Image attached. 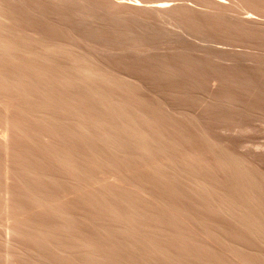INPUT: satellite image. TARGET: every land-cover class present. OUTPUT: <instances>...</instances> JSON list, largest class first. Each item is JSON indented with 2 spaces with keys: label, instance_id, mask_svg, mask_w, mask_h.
Masks as SVG:
<instances>
[{
  "label": "bare ground",
  "instance_id": "obj_1",
  "mask_svg": "<svg viewBox=\"0 0 264 264\" xmlns=\"http://www.w3.org/2000/svg\"><path fill=\"white\" fill-rule=\"evenodd\" d=\"M173 1L149 2L152 3L150 8L159 12L156 16L158 24L174 36L182 32L169 26L177 27V24L164 14L176 7ZM209 1L202 12L221 16L249 35L243 43L229 38L215 40L230 41L214 42L230 46L231 49L225 51L231 55L240 53L242 62L260 66L264 76V0H244L242 3L235 0ZM8 3L9 0H0V212L3 213L0 217L4 221H0L3 225L0 229V264H179L183 247L180 254L178 250L181 248L177 250L175 246H191L196 242L192 240L189 243L190 233H186L187 236L185 231L181 232L183 238L179 236L180 219L188 222L187 227L196 236L204 232L211 246L213 241L216 243L212 248L218 255L215 253L214 259L211 257L213 264H222L220 260L224 264H264V142L254 151L258 157L253 156V151L245 150L237 161L232 143L218 146L209 136L214 151L205 148L204 144H201L204 148L190 145L188 140L191 141L193 134L190 130L191 133L185 134L189 125L193 126L189 123L184 122L188 124V128L183 130L185 133L182 132L185 135L179 132L178 138L169 136L178 131L174 129L177 132L170 133L167 130L170 133L167 134L165 121L162 122L160 115L190 116L191 112L186 111L189 108L173 105L161 95L151 96L142 82H136L138 88L133 90L136 99H127L124 89L132 95L128 90L134 87L135 81L128 89L120 68L114 78L107 71L97 70L98 66L89 67L86 55L78 48L75 51V46L72 49L68 47L70 44L65 46L58 44L57 40L53 42L55 37L51 39L52 36L45 37L51 39L50 42L41 35H28V31L26 36L23 29L18 30L19 22H15L18 29L14 28L13 4ZM127 4L137 6L139 3ZM253 38H258L262 45L255 46ZM30 41L39 44H30ZM74 42L77 43L76 40ZM150 47L149 55L155 53L158 56L166 49ZM215 48L223 51L217 45ZM226 60L235 61L233 56ZM91 78L108 81V85L112 80L118 88L109 91L101 84L107 85L106 82L95 83L96 80ZM122 79L127 84L124 85ZM116 86L111 87L110 84L111 89ZM179 119L175 121L179 122ZM196 120L193 124L201 134L210 135L205 121ZM202 137L205 138L203 143L207 142V138ZM90 140L95 146L93 144L92 147ZM200 142L202 140L197 143ZM101 146L106 147L105 151L112 150L116 159L124 155L132 158V168L122 169L125 165H121V168L109 169L111 161L119 158L108 160L104 152L101 156ZM105 164L109 166L106 172ZM109 178L115 181L116 186L120 182H125V185L131 182V187L136 185L140 188L136 191H143L144 197L141 198H145V203L143 200L142 203L146 204L145 216L149 220L144 218L147 221L139 224L137 221L141 219L135 222L136 218L132 221L125 214L126 218L122 214L125 210L120 204H114L116 200H111L110 195L105 202L103 196L107 195L102 194V185ZM140 178H143V183L138 181ZM128 187L131 189L130 185ZM136 191L134 188L129 194ZM115 197L120 198V195ZM107 201L113 209L109 210L114 212L111 214L116 213L119 219L113 224L112 220L104 223L105 219L102 221L100 217V209L104 206L101 204H107ZM117 201L119 203L120 200ZM87 202L91 211L87 209ZM130 207L127 208L129 211L135 208ZM140 207L143 206L140 205L137 211ZM199 208L206 211L202 213ZM109 212L107 210L106 213ZM156 217L158 222L153 220ZM166 218H171L169 223ZM194 224L201 230L200 227L194 228ZM201 246L204 244L200 249ZM208 251L206 248L205 252ZM197 254L194 253L195 256ZM183 259L186 260L185 257ZM204 264L207 263L204 261Z\"/></svg>",
  "mask_w": 264,
  "mask_h": 264
},
{
  "label": "rangeland",
  "instance_id": "obj_2",
  "mask_svg": "<svg viewBox=\"0 0 264 264\" xmlns=\"http://www.w3.org/2000/svg\"><path fill=\"white\" fill-rule=\"evenodd\" d=\"M9 1H10V3H8L9 5L13 4L12 5L13 7L11 6V8L13 10L12 13L15 15L13 16L16 19V20L14 19V24L15 22H19L18 24H20V25L17 24L19 29L16 26V24L14 25V28L17 27L16 29L18 30L23 29L25 31L24 32L25 35H26V31H28L29 33V34L27 33L28 35H31L33 33L32 35H41L43 36V38L45 37L51 38L52 36L51 39L55 37L53 42H56L57 40V43L60 42L61 44H65V46H68L70 44L68 47L71 48L75 46L74 47L75 49L74 48L72 49L76 51L78 48V50L82 52L83 55H86L85 60L86 62H90V64L88 63L89 67L91 66L92 68H97L98 66L97 70H99L100 72L102 71V73L104 72L106 73L107 71V74H110L113 77L116 74V71H119L118 68H120L121 70L120 72L123 73V75H125L123 76V79L125 77L127 78V79L125 78L124 80L128 82L129 86L123 79L122 82L124 83V85L127 84L126 87L128 89L130 88V86L134 85L133 83L131 84V82L135 81L134 87L128 90V93H131L132 95L127 94L126 92L127 89L126 88L124 89L125 93L123 92V94L124 96L127 97V99H136L135 97L136 95L133 94L134 92L133 90L134 88H138V84L142 82L143 85L146 86V88H144L145 91H147V93L149 92L151 96L157 97L158 95H161V97L163 96L164 98L170 100V103L172 104L175 103L176 105L179 104V106H181L182 108L184 106L187 109L189 108L186 111L191 112L190 116H184L182 114V116L177 115V117H175L173 116V114L170 113L169 114L162 113L161 114L162 116L160 115L162 122L165 121L164 125L166 124L165 128L167 134H170L173 131L174 132L178 131L177 133H173L174 135L171 134L169 136H174L178 138L179 132L181 134H184L185 133L184 131L186 130V128H188L186 126L188 124L184 123L186 122L193 125L191 126L192 129L189 125V128L187 129L188 131H186L185 133L186 135L188 132L189 133L192 132L191 134H193L191 141L188 140V143L190 145L197 144L198 146L203 147V145L201 144H204L205 148L208 149L211 148L214 151L213 144L211 145L212 142L210 143L209 142L210 140H208L209 136H211L210 138H214V141L218 143V146H221V143H226L229 145L230 143H232L234 146H232L231 144V147L233 148V150L235 149L234 152L236 151L235 156L237 161L241 159L242 152H244L245 150L253 151V156L258 157L257 153L254 151H256L257 147L264 142V76L261 71L262 68H260V66L249 65L242 62L240 53L231 55L230 53H227L229 51H225L228 50L229 48L231 49L230 46L223 45L220 43L216 44V42H214V41L232 40V41H237L238 43H243L247 39H249V35L242 28H239L238 26L234 25L233 23H231L230 21L226 20L221 16L206 14L205 12H202V10H205L207 8L206 6L207 3H210L209 0H174L172 2L176 5V7L171 8L170 10L164 12V14L166 16L172 17V20L177 24V27L171 24L169 26L174 27L175 29L182 32V34L174 35V36L172 34L169 35L162 27L163 25L161 26L158 24L156 16L159 12L156 10H152L150 8V5H152V3L149 2L150 0H140V1L139 0H9ZM115 1H118L119 3L118 2L116 3ZM134 1L139 3L138 4L139 6L137 5L138 7L134 5L127 6L128 5L127 2H134ZM235 1L242 3V1L244 0H235ZM121 3H123L124 5L123 4L121 5ZM149 21H151L152 24H150L151 22ZM21 26H24L25 29ZM56 37L57 38L61 37V38L57 39ZM47 38H45L47 41L49 40L50 42H52L51 39H47ZM217 38H229L230 40H215ZM75 40L77 41V43L74 42ZM64 41H67L68 43ZM69 41L72 42L69 43ZM30 42H29L30 44L33 43L39 44V42L36 41H35L36 43L32 41ZM253 44L255 46H261L262 42L258 38H253ZM150 45L162 46V47H166V49L163 51V53H158V56L155 55V53L149 55L148 51L149 48H151ZM215 45L223 49V51L215 48ZM237 49H241V47H237ZM90 51L93 53L96 52L94 54L92 53V55L94 56L93 59H91L92 55ZM231 56H233V59H235L233 63L226 60ZM88 58L90 60H94L96 63H94V61H89ZM97 62L99 63L97 64ZM106 63H108L110 66L107 65ZM113 67L115 68L113 69ZM108 68H110V70ZM127 74L129 75V78ZM91 79L94 81L96 80L97 82L95 81V83L106 82L107 85L105 83H101V84L105 85L109 89V91L118 88L116 84L112 82L111 79H110L111 81L109 82L111 84V87L114 85L116 86L112 89L110 87V84L108 85V81H102L99 80V78L97 79L91 78ZM128 79L130 81H128ZM213 83H216L217 86H214ZM130 96L131 98H129ZM191 108L195 110L193 111ZM195 113L198 114L200 113V115L198 114L195 115ZM183 116L184 119L183 118L181 119V117ZM168 117H171V119L174 122ZM108 118L110 119V117ZM195 118H197V120ZM166 119H168V121ZM175 119H179L180 123L177 122L178 120L175 121ZM185 119H187L189 122L185 121ZM200 119L205 121V124L209 129L208 131L210 135H207L208 137L206 135L201 134L197 126L193 124V120L199 122ZM172 122L174 124H172ZM168 123L170 124L168 125ZM171 124L174 125V127ZM184 124L185 126L184 128H182ZM174 129H177V131ZM193 132L196 133L197 135L194 134ZM200 134L207 138L206 140L207 142L203 143V141H205V138L202 137ZM195 138L196 141H194ZM201 140L202 142L197 143ZM207 143L208 145H206ZM90 144H92L93 147L94 141L90 140ZM102 149L104 150L101 151ZM105 150H107L106 147L101 146L100 155L102 152H104L103 155L106 154L105 156L107 158L109 157L108 160H112V158L118 160L119 157L117 159H116L117 156L113 157L112 154H114V152H112V150L109 149L108 151ZM210 154L213 157V154L212 153ZM125 157H127L128 159ZM120 158H119L120 161L118 160L114 162L112 160L115 164L116 162L118 164L116 165L114 163L112 164L111 161L110 163L111 165L109 164L110 168L108 164H105L103 166L105 167L104 172H106L108 168L112 169V167L121 168V165H125L124 167L122 166V169H127V167L132 168L131 167L133 166L132 158L125 155L123 156V158L121 159ZM142 179L143 178H140V180L138 181L143 183ZM105 181L106 183L107 182L109 183L110 181H112V179L110 180L109 178V180L107 179ZM106 183L103 182L102 185V189L104 187L102 194L107 195V196H103L105 197L104 198L105 202L106 199L109 200L111 197V200L112 199L116 200V203L113 201L114 204L117 205L120 204L119 206L123 208V210L125 211L128 210L131 205L133 206V203H135L134 204L135 208H133L134 206L133 207L131 206L133 209H131L130 207L132 212L129 210H128L129 212L126 211L127 213L125 211L124 212L122 211L123 212L122 214L128 215V217L131 218L132 221L134 220V218H136L134 220L135 222L141 219L137 222L138 223L141 222L142 224H144L143 222L145 220L146 221L147 219L149 220L148 216H145L146 204H143L145 203V200H143L145 198L143 199L141 198L144 197L143 191L141 190L140 191L141 193L139 191H136V190H140L139 187H138L139 189L136 187V185L134 187H131V185H133L131 182L129 183L126 182L128 183L127 185H125V182H120L122 185L126 186V188L119 183H117L116 186L115 181L109 183V185L111 186L109 185L107 186ZM129 185L131 189H129L128 187ZM119 186H121L122 188L121 187L120 189L117 188ZM111 187H113L112 188L113 190H111ZM114 187L116 188V191L119 189L120 192L117 193ZM188 187L189 186L185 185V188H187L191 193H193V190ZM107 188L109 189V191ZM134 188L137 193L133 192L134 193L133 194L131 192L129 194L130 191H134ZM122 189L123 191H127V192L125 193L121 191ZM187 189L185 191L189 193ZM110 190L113 192L111 193ZM104 191L106 192V194ZM138 192L140 193V195L138 194ZM121 194L123 199L121 198ZM135 194L138 195L139 197H136ZM118 195H120V198L115 197ZM123 195H125L126 197L125 196L123 197ZM129 195L130 198L133 197L132 198L133 201L134 199L136 200L137 198L138 199L136 201L137 202L138 200L140 201L138 203L136 201L133 202L132 199L128 197ZM127 197L131 200L130 202L132 203L131 205L129 204L130 200H128ZM117 200H120L119 203ZM123 201L127 203L121 204L120 202ZM105 202L101 204V206L102 205L105 206V207L102 206V208L100 209L101 220L103 221L105 219L104 223H107L108 221H109L108 223H110V221L112 220L111 222L112 224L114 222H118L119 219L118 216H115L116 213L115 215L111 214L113 212L110 211L113 210L112 207H110L111 204L107 201L108 202L107 205ZM139 203L143 207H140V210L137 211V209H139L140 206ZM105 204L108 207H106ZM127 204L130 206L127 207ZM87 205H88L87 209L89 208L88 210L91 211L90 209L91 207L88 202ZM121 205H124L125 207ZM105 208H107L108 212L109 211L110 212L106 213L107 210ZM102 209L105 210L103 211ZM143 209H145V211ZM201 210L200 211L202 213L206 211L204 209ZM143 211L145 213H143ZM1 212H0V216L2 217L3 213ZM138 212L139 214H143V216L139 215ZM128 213H130L131 216ZM133 213H135L136 216L133 215ZM103 214H105V217ZM108 216L112 219H109ZM116 217L117 220L115 219ZM144 218L147 219L144 220ZM1 219L2 220L0 221L1 223H3L4 222L3 218ZM157 219L158 217L154 218L153 220L155 221ZM169 219L171 220V218H166V222ZM170 220L168 221V223L170 222ZM179 221H180L179 236L183 238L181 232L185 231V235H187L186 233L188 234L190 233L189 236L187 235L190 238L188 239L189 243H191L192 240H195L196 242L198 240L197 244L196 242L191 243V246L195 244L194 246L197 247L196 250L194 249L195 247L190 248L191 246H185V245L181 247L175 246V249L177 250L181 248L178 250L180 254H182V251L183 254H185L186 252L189 253V254L186 253L185 255L182 254L183 257L182 255L181 256L179 255V259L180 258L182 259V260L180 259L179 264H185V262L189 264H192L193 262L194 263L196 262L195 264H199V263L204 264V261L207 264H211L214 259L215 253L218 255V252L213 253L214 248L212 247H214L215 242L213 241L212 242L213 246H211L208 242L209 239L207 238L204 232L200 231L201 233H197L198 235L196 236L195 235L196 233L192 231L194 232L193 234L190 230V227H187L189 226L188 222L186 223L185 220L182 221L181 219ZM156 222H158V220ZM1 223H0L1 225L0 229L3 228V225ZM184 223H186L187 225ZM193 226L194 228L200 227L197 224H194ZM185 228L186 230L189 229L190 231L189 230L186 231ZM199 229L201 230V227ZM193 235L195 238H193ZM205 236L207 242L206 241L204 242V240L206 239L203 237ZM188 240H186L185 242L187 243ZM202 240L204 243L202 242ZM203 244L204 246L203 247L201 246V248L202 249L204 248L203 249L204 252L206 248L210 250L208 251L210 256L209 255L207 256L208 253L205 252V255L201 256L202 257L201 258L200 255L204 254V252L202 249H200V245ZM185 247H189L190 249L189 248L186 249ZM219 247H221V249L224 248L220 245ZM184 248L186 252L184 251ZM191 249L192 251L194 249L193 253ZM199 250L200 252L202 251L203 253H200ZM194 253L195 254L198 253L197 254L198 256L197 255L195 256ZM191 255H194L195 257L193 256L191 257ZM206 256L210 258L207 259ZM184 257L186 258V260L183 259ZM197 257L198 258L200 257L199 259L204 261L202 262L200 260L201 261L200 262ZM211 257H213V259ZM191 260L194 261L190 262ZM219 262H222V264H224L222 260H220Z\"/></svg>",
  "mask_w": 264,
  "mask_h": 264
}]
</instances>
